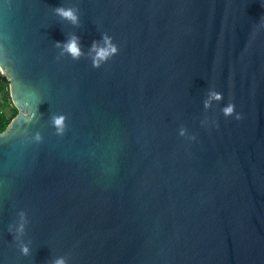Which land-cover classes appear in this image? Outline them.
I'll list each match as a JSON object with an SVG mask.
<instances>
[{"label":"water","instance_id":"water-1","mask_svg":"<svg viewBox=\"0 0 264 264\" xmlns=\"http://www.w3.org/2000/svg\"><path fill=\"white\" fill-rule=\"evenodd\" d=\"M0 264H264V0H0Z\"/></svg>","mask_w":264,"mask_h":264},{"label":"trees","instance_id":"trees-1","mask_svg":"<svg viewBox=\"0 0 264 264\" xmlns=\"http://www.w3.org/2000/svg\"><path fill=\"white\" fill-rule=\"evenodd\" d=\"M0 98L10 107L11 114L6 110L2 109L0 111V132H3L7 126L10 124L12 119L18 114L19 109L13 103L11 92H10V80L7 76L3 75L0 71Z\"/></svg>","mask_w":264,"mask_h":264},{"label":"rangeland","instance_id":"rangeland-1","mask_svg":"<svg viewBox=\"0 0 264 264\" xmlns=\"http://www.w3.org/2000/svg\"><path fill=\"white\" fill-rule=\"evenodd\" d=\"M4 108V110H6L9 114H11V110L10 107L6 106V104L2 101V99L0 98V108Z\"/></svg>","mask_w":264,"mask_h":264},{"label":"built area","instance_id":"built-area-1","mask_svg":"<svg viewBox=\"0 0 264 264\" xmlns=\"http://www.w3.org/2000/svg\"><path fill=\"white\" fill-rule=\"evenodd\" d=\"M2 110V108H0V111Z\"/></svg>","mask_w":264,"mask_h":264},{"label":"crops","instance_id":"crops-1","mask_svg":"<svg viewBox=\"0 0 264 264\" xmlns=\"http://www.w3.org/2000/svg\"><path fill=\"white\" fill-rule=\"evenodd\" d=\"M2 108V107H1ZM2 109H4V108H2Z\"/></svg>","mask_w":264,"mask_h":264}]
</instances>
